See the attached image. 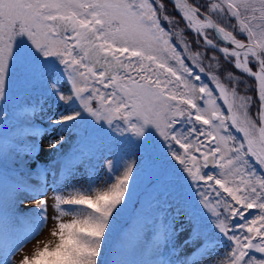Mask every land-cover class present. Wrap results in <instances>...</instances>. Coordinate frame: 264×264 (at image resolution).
I'll return each mask as SVG.
<instances>
[{"label":"trees","instance_id":"1","mask_svg":"<svg viewBox=\"0 0 264 264\" xmlns=\"http://www.w3.org/2000/svg\"><path fill=\"white\" fill-rule=\"evenodd\" d=\"M39 1L46 4L44 13L49 17L74 10L72 7L67 9L61 0ZM127 1L131 3V0ZM162 1L168 9L181 16L173 2ZM215 1L190 0L238 38L257 44L264 58V38H258V34L240 32L236 17L230 12L231 7L229 9L224 4L214 6ZM260 1L263 0L256 3ZM48 2H53V5H48ZM186 32L193 34L188 29ZM197 37L201 43L204 41ZM170 39L172 45L182 50L174 35H170ZM67 42L73 46L70 38H67ZM103 42L108 46L110 43L119 46L127 55L133 54V51L142 54L141 59L134 57L122 74L144 80L166 95L173 113L166 120L165 137H156L152 149L141 147L137 143L138 137H135L138 132L128 129L133 121L130 109L123 110L127 119L113 123L111 131L84 126L83 108L74 100L71 86L54 74H43L41 86L46 89L44 95L40 93L32 99L29 93H23L15 100L18 102L16 104L4 98L5 94H0V133H4L0 135V178L35 187L34 179L52 172L59 193V206L68 207L74 203L84 208L83 213H76L72 221L66 222V234L57 245L43 249L35 262L28 259L23 264H109L108 256L113 247L119 248L124 252L123 257L128 259L121 264H168V261L181 257L185 252V242L195 231L198 236L193 240L195 244L191 254L183 264H238L239 243H234L230 237L218 238L216 234V223L220 220L216 218L195 224L189 210L205 218L201 206L206 202L213 205L222 198L226 204L238 207L239 218L234 209V214H228L221 220L228 232L238 225L246 230L244 235L240 228L233 237L240 239L246 236L248 241L252 237L251 232L264 234V160L259 150L253 148L247 138L228 121L229 113L218 92L220 86L245 92L246 81H249L252 98L258 104L256 81L238 70L231 60L225 59L215 48L206 47L220 58L218 64L210 65L206 62L196 64L182 52L178 54L133 43H116L113 36L103 38ZM202 45L197 44L199 47ZM253 67H256L255 63ZM231 74L243 76L246 81L241 82ZM103 89L106 90L105 100L113 101V90L109 87ZM210 93H215L223 109L228 127L223 132L231 149L228 156L230 164L218 163V167H224V177L218 179L222 184L220 195L216 194L214 181L209 180V175L214 171L201 167V181L188 209L180 203L181 193L185 191L179 177L169 172L174 173V166L186 165L181 164L182 160L197 153V146L207 138L215 140V133L209 124H204L203 118L205 97ZM57 96L61 98L62 106L57 104ZM31 104L42 112H32ZM40 121L59 124L64 133L49 152L48 159L31 166L30 157L26 154L34 147V137L28 134L27 128H37ZM85 145L91 149V162L88 164L91 173L87 182L71 181L68 187L62 188L63 181L56 162L60 160L59 168L69 166L68 155L86 151ZM150 169L152 173L157 172L158 177L155 182L148 181L147 187L141 188L142 177ZM19 183L9 189L8 196L0 197V213L16 220V223L11 220L10 226H4L8 234L15 230L18 223L29 224L34 216L41 213L40 204L28 208L22 206L27 191ZM137 213L140 215L137 216ZM144 214L148 220L144 228H138ZM134 226L137 240L130 242ZM125 240L129 242L124 243ZM213 249L215 257L211 258L209 250ZM243 264H264V257L251 252Z\"/></svg>","mask_w":264,"mask_h":264},{"label":"rangeland","instance_id":"2","mask_svg":"<svg viewBox=\"0 0 264 264\" xmlns=\"http://www.w3.org/2000/svg\"><path fill=\"white\" fill-rule=\"evenodd\" d=\"M61 1L67 9L72 7L74 9L72 12H76L78 16L91 18L90 21L93 24L91 22L89 24L94 28L95 39L109 53H112L113 57L86 59L81 51L78 49L75 51L68 44L66 37L68 34L70 36L73 34L68 29V25L71 21L77 23L81 21L75 14H56L49 17L44 13L46 4L41 3L42 1L0 0V83H2L0 94H5L4 98L15 102L23 93H29L32 99L37 94L44 95L46 89L41 86L43 74H54L71 86L74 100L83 108L84 126L111 131L113 123L118 122L119 119H127L123 110L129 111L130 109L133 121L128 129L138 132L135 137H138L137 143L141 147L152 149L156 137H165L166 120L173 113L172 104L166 95L150 83L135 76L122 74L123 70H126L127 64L134 57L141 59L142 54L133 51V54L128 53L127 55L125 50L113 43H110L109 46L104 45L103 38H112L113 36L116 43H133L145 48L164 49L178 54L182 52L196 64L200 62L210 65L218 64L220 58L215 52H212V49H216V47L205 38L208 36L223 51V54L220 53L225 59L228 60L227 57H229L234 61L238 70L248 75L245 70L241 69L240 63L243 62L248 66V69L250 68L255 73L258 72L257 67H253V63H255L253 56L248 52H240L232 45L222 44L215 38L211 28L202 17L191 13L189 19L185 17L187 12L179 6L181 16L168 9L162 0H131V3L127 0ZM256 1L259 0H216L214 6L224 4L229 9L231 7L230 12L236 17L240 32L258 34V38H264V0L260 3H256ZM238 4L240 7H237ZM48 5L52 6L53 2H48ZM187 29L193 34L189 35L186 32ZM169 30L174 34H171ZM225 33L229 36V33ZM170 35H174L177 44L183 51L172 45ZM197 36L204 40L200 47L197 44L202 43L197 39ZM206 47L212 49H206ZM231 76L238 78L241 82L246 81L243 76L236 74H231ZM246 82L247 90L245 92L226 86H220L218 92L229 113L228 121L247 138L253 148L259 150L264 160V131L261 132L259 138V102L258 104L254 103L250 90L251 83ZM103 87L113 90V96L115 95L113 101L105 100L106 90ZM256 88L259 97V82H256ZM57 97V104L62 106L61 98ZM205 102L204 124L210 125L215 133V140L207 138L197 146V153L182 160L181 164L186 163V165L176 167L174 166L176 164H173L174 173L169 172V174L179 177L185 191L181 193L182 201L180 203L181 206L184 205L188 209L197 192L198 183L201 181L199 172L201 167H205V154L215 149L218 163L223 162L227 166L230 164L228 156L231 154V149L223 132V130H228L226 120L221 116L223 109L215 93L208 94L205 97ZM35 106V104L29 106L32 112H42V110L34 108ZM213 112L220 114L219 119H212ZM43 123L37 128H33V126L27 128L28 134H32L34 137V147L29 149L30 152L26 154L30 157L31 166H34L37 161L48 159L49 152L56 146V142L63 132L56 124ZM1 134L4 133L1 132ZM85 146L86 151L68 155L69 166L59 168L60 160L56 162L60 178L63 181L62 188L68 187L71 181L81 184L87 182L88 174L91 173L88 171V164L91 162V149L88 145ZM213 171L209 175V180L214 181L216 194L220 195L222 184L218 179L224 177V167H218ZM156 177H158L157 172L152 173L150 169V172L142 177L141 188L147 187L148 181L155 182ZM0 180L2 179L0 178ZM32 182L37 185L35 187L24 186L27 195L22 204L26 208L43 202L42 215L28 228L9 234L2 227L11 225V221L6 216L0 215V230L3 232L0 245H6L3 246L5 255L0 264H23L28 258L29 260L35 258L44 248L57 245L66 234L65 222L73 217L72 211L64 213L62 209L58 208V190L55 188L56 180L52 179L51 173L34 179ZM16 183V180L9 181L3 178L0 183V196H8V189ZM201 207L205 211V218L200 217V213L189 210L194 223L203 224L205 221L218 218L220 220L218 224L216 223L218 238L228 239L230 237L234 243H239L238 246L241 249L239 250L238 264H243L245 257L251 252L264 257V234L251 232L252 237L248 241H246V236L237 239L233 235L237 234L240 228L245 235V228L238 225L228 232L226 224L221 221L228 214H234V209L237 218H239L237 205L235 207L226 204L221 198L216 200L213 205L206 202ZM137 214V216L140 215V213ZM141 217L143 220H139L138 228H144L148 220L145 214ZM135 227H133L134 231L130 233V242L137 240L134 235ZM197 236L198 232L195 231L185 242V252L179 260L169 261L170 264L184 263L185 258L191 254L195 244L193 240ZM244 241L246 243H243ZM123 253L119 248L113 247L108 256L109 264H121L125 259L128 261L123 257ZM209 257H215L214 249L209 250Z\"/></svg>","mask_w":264,"mask_h":264},{"label":"water","instance_id":"3","mask_svg":"<svg viewBox=\"0 0 264 264\" xmlns=\"http://www.w3.org/2000/svg\"><path fill=\"white\" fill-rule=\"evenodd\" d=\"M175 3L176 7H181L188 14L192 12L203 17L206 21V24L213 30L215 36L225 45H232L237 50H245L249 52L251 56L254 57L255 62L258 67V75L261 77L264 83V59L260 52L258 46L252 42L241 40L235 37L231 32L226 31L222 28L217 21L207 12L202 10L199 6L191 3L189 0H180V3L177 0H170ZM179 9V8H178ZM68 29L73 32V39H75V46L84 53V57L87 59H99V58H112L113 54L109 53L108 50L104 49L99 41L94 37V29L88 23L80 22L76 23L71 21L68 25ZM224 32L229 33V36H226ZM231 37V38H230ZM250 74V73H249ZM251 75V74H250ZM255 79L258 80V77L252 75ZM212 117L214 120L218 119L219 115L213 113ZM264 131V93L260 97L259 105V134ZM261 137V136H260ZM262 140V138H261ZM263 141V140H262ZM206 168L213 169L216 167V154L215 152L209 153L206 155Z\"/></svg>","mask_w":264,"mask_h":264},{"label":"bare ground","instance_id":"4","mask_svg":"<svg viewBox=\"0 0 264 264\" xmlns=\"http://www.w3.org/2000/svg\"><path fill=\"white\" fill-rule=\"evenodd\" d=\"M177 1L180 3V0H177ZM188 18L190 19L191 17L189 16ZM239 51L242 52V53H246L247 52L245 50H239ZM240 65H241V69L246 70V71H248V72H250L253 75L258 77V79H259V96L261 97L263 95V93H264V84H263V81L261 80V78L259 77L258 73L253 72L252 70H250V68L248 69V66H246V64H243V62H241Z\"/></svg>","mask_w":264,"mask_h":264}]
</instances>
